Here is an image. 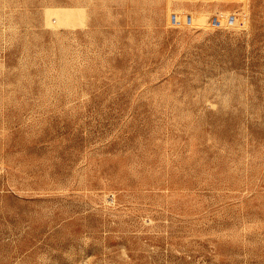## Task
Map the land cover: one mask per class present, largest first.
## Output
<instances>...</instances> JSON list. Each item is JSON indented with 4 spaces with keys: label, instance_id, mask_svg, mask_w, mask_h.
<instances>
[{
    "label": "rangeland",
    "instance_id": "rangeland-1",
    "mask_svg": "<svg viewBox=\"0 0 264 264\" xmlns=\"http://www.w3.org/2000/svg\"><path fill=\"white\" fill-rule=\"evenodd\" d=\"M0 264H264V0H0Z\"/></svg>",
    "mask_w": 264,
    "mask_h": 264
}]
</instances>
